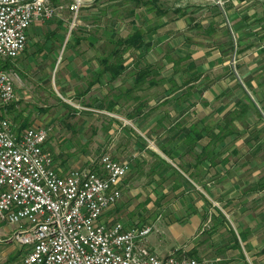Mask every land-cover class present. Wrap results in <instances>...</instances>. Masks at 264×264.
<instances>
[{
  "label": "rangeland",
  "instance_id": "374dc122",
  "mask_svg": "<svg viewBox=\"0 0 264 264\" xmlns=\"http://www.w3.org/2000/svg\"><path fill=\"white\" fill-rule=\"evenodd\" d=\"M72 1L52 0L54 6L60 7L57 16L32 25L25 51L17 59L7 61L20 77L15 87L19 101L12 104V113H8L12 123L20 130L51 129L53 137L48 145L57 166L59 157L69 163L63 168L66 173L89 168L105 153L115 157L110 149L112 143H133L129 149L134 155L136 142L149 143L157 149L164 137L167 143V138L173 136L174 127L184 123L183 131L192 125L199 129L211 127L217 139L215 144H210L209 138L200 144L202 148L208 144L210 149L214 148L211 159L206 158L210 165L205 164L208 171L211 167L210 177L200 186L211 201L207 200V204L201 199L210 230L215 223V228L221 227L216 232L221 242L228 229L234 228L239 235L245 234L241 244L248 256L264 254V0H149L154 4L114 0L113 6V0H85L73 26L74 15L68 9ZM114 8L113 25L107 14ZM134 31H142L147 44L141 51L123 53V62L130 65L123 85H132L136 78V102L143 113H72L64 107L63 113H55L62 105L58 97H65L66 90L58 82L70 75L66 69L70 46L85 48L92 39L107 54L113 49L110 39L126 38ZM181 57L185 60L176 71L172 60ZM77 58L83 60L81 55ZM150 66L153 73L139 83L137 77L140 73L148 75ZM150 79L159 80V86L148 83ZM172 81L180 89L170 94ZM72 104L86 111L82 104ZM23 125L27 127L22 128ZM180 152L175 150L171 156H179ZM184 158L190 161V157ZM184 158L182 164L187 163ZM173 178L156 181L159 184L155 190L135 187L138 182L128 174L131 191L126 188L119 204L128 194L132 199L140 192L133 200H146L150 207L159 202L163 220L168 207L177 208L171 206L172 201L178 203L177 195L166 184ZM160 215L152 213L150 217L157 219ZM156 222L150 220L149 224ZM6 224L10 225L6 226L7 231L16 230L15 225ZM199 232L197 255L186 251L183 256L211 264L209 238H202ZM3 237L0 232V238ZM10 247L0 245V264H8L2 254ZM13 264H24L23 253Z\"/></svg>",
  "mask_w": 264,
  "mask_h": 264
},
{
  "label": "built area",
  "instance_id": "2783aa9c",
  "mask_svg": "<svg viewBox=\"0 0 264 264\" xmlns=\"http://www.w3.org/2000/svg\"><path fill=\"white\" fill-rule=\"evenodd\" d=\"M84 4L68 6L72 26ZM58 8L52 0H0V222L16 226L10 240L26 249L24 264H201L154 254L152 226L103 220L122 199L130 162L105 153L89 168L62 175L48 145L51 129L20 130L9 119L20 77L7 61L25 51L32 25L54 19Z\"/></svg>",
  "mask_w": 264,
  "mask_h": 264
},
{
  "label": "crops",
  "instance_id": "0c3cea01",
  "mask_svg": "<svg viewBox=\"0 0 264 264\" xmlns=\"http://www.w3.org/2000/svg\"><path fill=\"white\" fill-rule=\"evenodd\" d=\"M114 2L113 0L111 6L114 5ZM115 8L112 10L111 14H107V20L113 25L116 21ZM117 19H119L118 15ZM40 22L41 21H37L33 25H38ZM47 37L51 38L52 35H47ZM53 38H55V35L52 39ZM73 46H70V48H72L69 50L70 57L68 56L69 62L66 67L70 75L69 77L67 76L65 80L61 82L59 80L58 82L59 87H66L64 92L65 97H58L62 105H60L59 109L57 108L58 111L55 113H63V107L67 108L69 112L71 111L72 113H137L138 103L136 102L137 95L135 93L136 78L134 77V79H132V85L129 84L125 87L123 85L125 72L122 74L119 72L121 64L111 61L108 63L109 65H106L104 62V58L111 54L113 49L106 54L99 48L100 46L96 47L98 44L95 46L92 39H90L89 45L85 48ZM78 55L83 57L82 61H78ZM123 67L127 70L130 65L124 63ZM107 69H111L112 72H107ZM115 70H117V77L113 74ZM252 86L257 87V84L252 82ZM44 100L46 101V99ZM16 101H19L18 96ZM69 101H71V103ZM74 101L80 105L82 104L86 111H82V109H79L80 107L72 104ZM13 106L14 105L10 106L6 113H12L10 109H12ZM140 112L143 113L142 110ZM135 132L141 135V133ZM52 137L53 132L50 134L49 142H51ZM133 145V143L131 145L127 140H123L121 143H112L110 149L114 151L115 159L130 162L132 170L129 174L131 178L133 177V179L138 182V184H134L135 187L141 185L143 188H152L156 190L157 184H159V182L156 181H160L163 177H167V179L171 176L174 177L172 182L166 184H170L169 187L172 193H176L177 195L178 203L174 204L173 201L171 202V206L174 207V205H177V208L173 209L168 207L167 209L168 205H166V208H164V210L167 209L165 213L166 217L161 220L164 212L162 211V213H160L162 210L160 207H162V205L159 202H155L157 205L151 206V208L146 200L139 202L133 200L135 196L140 195V192L136 195H132V199L130 194H126L127 198L123 199L120 204L118 203L104 215L103 220L107 224L111 225L115 222H120L128 228L152 226V235L150 234L148 237L149 248L154 254L161 258H166L175 254L183 256L186 251L191 255H197V246L199 243L196 240L201 230L202 238H209V252H213L212 255H210L213 257V264H264V254L250 257L245 253L244 247L241 244L245 234L241 236L234 228H230L228 229L230 231L226 234L225 240H221L220 242L219 235L216 232L221 227L215 228L217 225L215 223L214 229L212 227V230H210V222L206 220V215L208 213L201 201V199H203L208 204V198L205 196L206 194L202 193L200 190L201 183H204L209 179L208 177H210L209 172L211 167L208 171V165L205 166V164L209 163V159L199 162L197 160L195 161V159H190V161L194 163L190 166L187 165V159L184 158L183 162H187L184 163V165L188 166V171H184L179 167V161L170 159L161 151L160 147L154 149L149 143L145 144V142H142V144H140L136 142L134 146L135 154L132 155L133 153L130 147ZM104 147H108V144L104 145ZM195 151L198 153L201 152V147L199 146ZM56 152L59 154L58 151ZM59 162L57 166L58 171L62 175L68 174L71 170L66 173L63 168L69 163H66V159L60 161V157ZM92 164L93 162L89 167ZM175 169L182 174L178 182ZM191 175H195V177ZM128 179H125L126 181L123 182L122 193L126 191V188L131 191L132 182H129ZM205 187L204 185L203 188ZM128 193L131 192L128 191ZM152 213L153 215H161L157 216V219L154 218V216L151 218L150 216ZM210 214L212 216V213ZM124 215H126V217ZM150 220L157 222L151 225L149 224ZM6 226H8L6 223L0 222V232L4 236L0 238V245L8 244L11 245V247L2 254V258L4 256L8 264H13L18 261L20 254L23 253V255H25L26 249L21 246L19 247V245L17 246L16 243L10 240L14 228L9 232L6 230ZM205 226H208V228ZM224 231L227 232V229ZM158 233L160 234L155 235ZM233 251L237 253H233Z\"/></svg>",
  "mask_w": 264,
  "mask_h": 264
},
{
  "label": "trees",
  "instance_id": "16d2710c",
  "mask_svg": "<svg viewBox=\"0 0 264 264\" xmlns=\"http://www.w3.org/2000/svg\"><path fill=\"white\" fill-rule=\"evenodd\" d=\"M139 1H143V3H152L154 4V1H149V0H139ZM144 36H143V32L142 31H135L134 35H131L129 37L126 38H116V39H110V43H112L113 45V50L111 52V54H109L108 56H106L104 58V62L106 65H109L108 63L111 61H115V62H119L121 64V69L119 70V72L122 74L123 72H126V70L123 67V53L125 54L126 52H128L129 50H135V51H141L144 47H146V42L144 41ZM150 46H147V49H149ZM190 56V55H189ZM191 58V57H188ZM183 60H185L184 57L178 58V59H174L172 60V64L174 65V68L176 71H178V68H180ZM150 67H148V71L149 74L148 75H143L142 73H140V75L137 77L139 79V83H142L143 81H145L147 76H150L153 72L150 71ZM152 70V68H151ZM156 71V70H155ZM154 71V72H155ZM107 72H112L111 69H107ZM115 73L114 76L117 77L118 74H116L117 70L114 71ZM137 82V81H136ZM150 82V84L154 85V87L159 86L160 82L159 80L156 79H150L148 81V83ZM188 82V81H187ZM138 83V84H139ZM186 83V82H185ZM189 84V83H187ZM172 85L173 89L171 88L169 90L168 93H177L178 89H180V86L177 85L176 82L172 81ZM136 87V86H135ZM144 102V101H143ZM145 104V103H144ZM253 106L257 109V106L252 103ZM141 105H139V110H137L138 115L139 113L141 114ZM258 111V109H257ZM261 115V113H259ZM185 124V123H184ZM184 124L180 125L179 128L174 127V131H173V136H170L169 138H167V143H164L165 141V137L162 139V141L160 143H162L160 146V149L162 152H164V154L166 156H168L170 159L172 160H178L179 163L182 162L181 159H183L185 156L187 158L190 157V159H195V161L197 160L199 161H203L202 159H206L209 158L211 159V156L214 152V148L210 149V145H205L203 148L201 147V152L196 153V149L198 146H200V144H202L206 138H209V140H207L210 144L214 145L215 144V140H217L215 138V134L212 132L211 127L206 126L203 129H199L196 126L192 125V127H190L188 129V131H183L182 129L184 128ZM27 125H23L22 128H26ZM168 144L171 145V147L167 148ZM175 145V146H173ZM179 146V147H178ZM182 150V152H180L179 156H171V153L175 150ZM213 150V151H212ZM207 160V159H206ZM184 161V160H183ZM194 164L192 161H189L187 165H192ZM182 166H180V168L184 171H188V166L184 165L181 163ZM131 170H132V166H131ZM175 173L177 176V182L179 180V178L182 177V174L175 169ZM193 176V175H191ZM195 177V175L193 176Z\"/></svg>",
  "mask_w": 264,
  "mask_h": 264
}]
</instances>
